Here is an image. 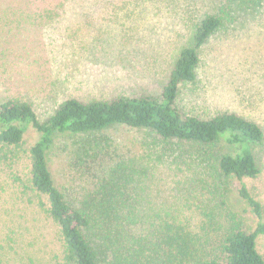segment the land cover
<instances>
[{
	"label": "rangeland",
	"instance_id": "374dc122",
	"mask_svg": "<svg viewBox=\"0 0 264 264\" xmlns=\"http://www.w3.org/2000/svg\"><path fill=\"white\" fill-rule=\"evenodd\" d=\"M178 5L176 0L147 9L139 0H0V104L28 102L42 121L70 98L88 102L158 93L178 52L190 44L193 27L179 21ZM234 27L200 49L196 79L179 87L175 106L200 118L234 112L264 126V2ZM37 139L29 127L14 154L4 158L0 152V264H51L59 255L58 229L45 211L46 198L28 181L29 149ZM160 143L149 131L122 126L58 136L49 169L58 183L74 187L105 173L112 160L140 159L144 147L159 154ZM180 148L185 156L197 151ZM250 148L260 173L242 182L260 203L264 221V143ZM207 150L213 156L229 151L222 144ZM154 159L140 161L150 166L142 185L145 208L168 218L180 215L191 225L208 222L201 209L220 212L221 198L201 192L182 158ZM220 181L229 207L248 210L236 196L239 183ZM64 192L69 199L70 192ZM244 217L251 225L252 218ZM256 249L264 259V236L257 237Z\"/></svg>",
	"mask_w": 264,
	"mask_h": 264
},
{
	"label": "trees",
	"instance_id": "16d2710c",
	"mask_svg": "<svg viewBox=\"0 0 264 264\" xmlns=\"http://www.w3.org/2000/svg\"><path fill=\"white\" fill-rule=\"evenodd\" d=\"M139 1L146 9L169 2ZM176 1L182 8V12L176 10L177 18L190 22L193 30L190 44L178 52L158 93L88 102L70 98L42 121L28 102L10 99L0 104L4 158L14 154L29 127L38 133L29 149L28 181L33 191L46 198L45 211L58 229L60 251L51 264H264L256 249L257 237L264 236L261 205L242 182L260 173L250 146L264 143V126L234 112L200 118L183 114L175 106L179 87L196 79L200 49L215 34L233 30L240 19L256 13L264 0H208V6L202 5L203 0ZM113 126L149 131L163 150L157 154L144 147L140 159L112 160L105 173L88 176L74 187L54 179L49 155L58 136L91 134ZM217 144L229 151L213 156L207 149ZM181 146L197 151L185 156ZM167 155L184 160L197 176L201 192L221 198L224 213L220 208L208 214L201 209L208 222L191 225L190 219L180 215L168 218L145 208L142 185L150 166L140 161ZM221 179L224 184L226 180L239 183L236 196L248 210L237 213L229 207ZM64 191L70 192L69 199ZM246 215L252 218L251 225Z\"/></svg>",
	"mask_w": 264,
	"mask_h": 264
}]
</instances>
